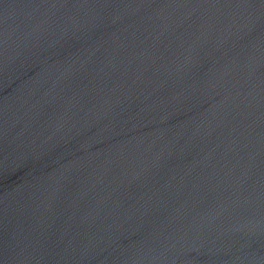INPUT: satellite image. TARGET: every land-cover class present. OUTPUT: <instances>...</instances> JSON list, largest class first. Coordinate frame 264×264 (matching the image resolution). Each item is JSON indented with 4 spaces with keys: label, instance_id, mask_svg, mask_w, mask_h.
Instances as JSON below:
<instances>
[{
    "label": "water",
    "instance_id": "95a60500",
    "mask_svg": "<svg viewBox=\"0 0 264 264\" xmlns=\"http://www.w3.org/2000/svg\"><path fill=\"white\" fill-rule=\"evenodd\" d=\"M0 264H264V0H0Z\"/></svg>",
    "mask_w": 264,
    "mask_h": 264
}]
</instances>
